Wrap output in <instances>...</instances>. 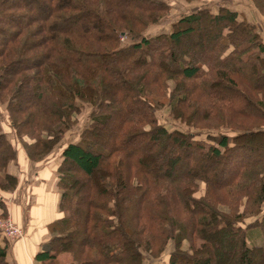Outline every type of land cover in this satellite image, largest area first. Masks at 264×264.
I'll return each mask as SVG.
<instances>
[{
  "label": "trees",
  "instance_id": "obj_1",
  "mask_svg": "<svg viewBox=\"0 0 264 264\" xmlns=\"http://www.w3.org/2000/svg\"><path fill=\"white\" fill-rule=\"evenodd\" d=\"M252 2L264 15V0ZM170 10L162 0H0V112L11 130L0 124V189L19 185L15 142L33 162L63 158L64 217L38 262L70 255L72 264L163 256L166 264H264V244L255 243L264 229L261 34L242 13L221 7L148 36ZM198 31L217 44L210 58L184 43ZM153 99H169L170 117L196 132L161 125ZM83 105L93 110L89 126L59 147ZM228 128L234 133L222 132ZM164 141L167 172L155 169L153 154L135 159L140 144L153 151ZM184 157H192L190 167L176 176ZM0 211L8 214L1 199ZM5 244L0 264H11Z\"/></svg>",
  "mask_w": 264,
  "mask_h": 264
},
{
  "label": "crops",
  "instance_id": "obj_2",
  "mask_svg": "<svg viewBox=\"0 0 264 264\" xmlns=\"http://www.w3.org/2000/svg\"><path fill=\"white\" fill-rule=\"evenodd\" d=\"M238 1L225 0L229 2L228 8L237 13L249 12V8L254 11L247 0L242 1L248 6L243 5L242 2L238 6ZM261 20L258 31L260 30L259 34L262 35L264 44V16ZM5 132L11 134V130ZM10 138L14 140L12 135ZM15 144L18 156L16 166L12 169H17L19 185L13 192L1 189L0 199L6 206L8 216L15 225L23 229L24 235L13 242L9 254L13 264H43L36 258L38 254L45 251L47 244L54 236L53 225L64 217V213L60 210L62 197L58 168L63 158L60 153H54L41 162H33L26 155L24 148L17 142ZM257 238L258 241L255 242L257 246L264 244L262 227L257 230Z\"/></svg>",
  "mask_w": 264,
  "mask_h": 264
},
{
  "label": "rangeland",
  "instance_id": "obj_3",
  "mask_svg": "<svg viewBox=\"0 0 264 264\" xmlns=\"http://www.w3.org/2000/svg\"><path fill=\"white\" fill-rule=\"evenodd\" d=\"M164 1L169 8H171V10L169 11L168 15H166L163 19L160 20V24L159 25H154V27L150 28L149 32L147 33L148 36H154L155 34H159V33H168L171 31V29L173 28V25L184 15H188V14H192V13H196L198 10H200L201 8H208V9H213V11L218 12L220 10L221 7H228L229 6V2H225V0H162ZM249 2V6H252L253 10L252 11L249 8V12L243 11L242 15L244 16L245 20H247L248 23H250L251 25H255L256 27V33L259 34L258 28H259V22L262 21L261 18H263V14H261V12L257 9L256 6H254L252 0H247ZM245 6H248V4L244 1H238V4H242ZM227 4V6H226ZM239 6V5H238ZM230 9V8H229ZM232 10V9H230ZM233 11V10H232ZM235 12V11H234ZM240 13V12H239ZM210 29V27H209ZM213 32L214 29L212 28ZM93 32V31H92ZM204 32H200L198 31V34L192 37H187L184 40V43H186L187 45H189L190 47H192V50H194V53L196 54V56L198 57H212L214 55V51L215 48L217 47V44L215 42H208L207 39L204 36ZM262 38V35H261ZM263 40V39H262ZM125 41V40H124ZM127 41V39H126ZM125 60V59H124ZM232 65L237 66V67H241L242 65H239V63L237 62H232ZM247 74V72H246ZM154 100V104L155 107L158 108L157 110V119L158 122L161 125H164L165 127L168 128V130H178V131H182V132H187V131H191V132H196L194 129L187 127L186 124L184 125L181 122L175 121L174 119H172V117H170V108L168 106V101L169 99H153ZM2 112H0V124L2 125V127H4V129L8 132H10V126H9V117L7 112H5L3 109L4 107H1ZM81 113L78 114L75 118H76V126L71 130V132L68 133V135H66L64 137V140L58 145L59 147L62 146L63 144L67 145L68 143H71V141H75L79 138V136L81 135L82 131L89 126V121L91 118V114H92V108L89 107L88 105H83V108L81 109ZM120 122V117H115L113 122L107 127L105 134H104V141L105 142H109L110 140L112 141L114 135L117 132V126L119 125L118 123ZM250 126L251 127H256L257 123L254 122H250ZM247 124V123H246ZM215 127V126H214ZM246 127V126H245ZM208 128V127H207ZM222 132L224 134H230L234 133L233 130H231L230 128L228 129H222ZM57 146V147H58ZM170 146V143H168L167 141H164L161 145H158L156 147V149L150 150L148 149L146 146L140 144L139 147L136 149L135 151V159L140 158L143 155H149V154H153L156 156L155 158V169L161 168L162 172H167L168 171V166L163 164V162L161 161L160 157H164L169 153V149L167 147ZM58 147V148H59ZM185 158V157H184ZM192 157H186L185 161L183 163L180 164V166H178V168L176 169V171L174 172V174L176 176H182L186 173V171L188 170L189 163L187 164V160H190ZM248 160H245L244 162H242V164H246ZM241 164V165H242ZM72 166H74L72 164ZM14 168V166H12ZM12 169V168H11ZM17 169H12V172L15 174ZM228 176V175H226ZM1 190V189H0ZM202 191V190H201ZM87 190L83 193V198H87L86 196ZM202 194V193H201ZM140 195L134 196V201H136L139 198ZM201 195H199L198 197H200ZM5 219V218H9L8 214H5V216L2 215L1 211H0V219ZM254 222V220L249 219L248 223ZM1 234V233H0ZM83 238L79 237L76 238V243L77 244H81ZM0 242L2 243H7L4 246L8 245V246H12L13 242L12 241H7L4 237L3 234L0 235ZM173 245V244H172ZM172 245L169 246V250L165 255H168L170 252V249L172 248ZM10 255V254H9ZM165 259V260H164ZM167 257L163 256V258L160 259V261H148L146 262V264H166L167 262ZM73 262V258L70 255H66L64 257L61 258V260L59 261L58 264H72ZM11 264H13V260L11 257ZM232 264H237V261H233Z\"/></svg>",
  "mask_w": 264,
  "mask_h": 264
},
{
  "label": "built area",
  "instance_id": "obj_4",
  "mask_svg": "<svg viewBox=\"0 0 264 264\" xmlns=\"http://www.w3.org/2000/svg\"><path fill=\"white\" fill-rule=\"evenodd\" d=\"M0 233L12 242H16V240L21 239L24 235L23 229L15 225L10 217L0 220Z\"/></svg>",
  "mask_w": 264,
  "mask_h": 264
}]
</instances>
